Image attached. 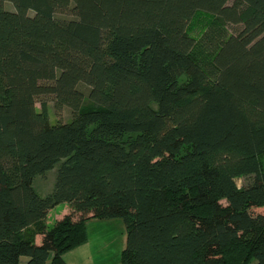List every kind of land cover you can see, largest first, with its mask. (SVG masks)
<instances>
[{"label": "trees", "instance_id": "trees-1", "mask_svg": "<svg viewBox=\"0 0 264 264\" xmlns=\"http://www.w3.org/2000/svg\"><path fill=\"white\" fill-rule=\"evenodd\" d=\"M4 2L0 264H65L87 222L114 219L121 264H264V0ZM197 12L217 26L209 69ZM48 101L69 121L50 124ZM58 163L39 197L34 177Z\"/></svg>", "mask_w": 264, "mask_h": 264}, {"label": "rangeland", "instance_id": "rangeland-1", "mask_svg": "<svg viewBox=\"0 0 264 264\" xmlns=\"http://www.w3.org/2000/svg\"><path fill=\"white\" fill-rule=\"evenodd\" d=\"M0 8L13 11L10 3H0ZM58 18L71 19L69 14H58ZM213 19L210 15L204 12H197L188 28L189 34L195 39L197 45L194 54L197 59L203 64L205 69H209L211 65L213 50L208 49V42L204 40L205 34L209 33L217 26H213ZM227 34L229 31L225 29ZM230 30V29H229ZM183 81V78H182ZM37 111L40 110L39 104L35 105ZM48 115L50 124L56 122L69 121V110L64 109L61 112H55L53 103L48 101ZM125 137L124 140H126ZM261 168L264 171V153L260 155ZM61 163H58L54 168L43 174L34 177L32 184L36 194L41 197H47L53 191L57 170ZM252 181V176H242L237 179L239 188L247 186ZM223 205L224 201L221 202ZM61 206V205H59ZM56 208V207H55ZM56 210V209H55ZM58 211H52L47 219L48 227H52L53 220L58 217ZM254 215H264V208L253 209ZM87 241L86 243L74 251L72 263L74 264H121L122 253L126 244V228L122 220L114 219L109 221H89L86 224ZM27 259L23 258L22 262ZM69 261L70 259H66Z\"/></svg>", "mask_w": 264, "mask_h": 264}, {"label": "crops", "instance_id": "crops-1", "mask_svg": "<svg viewBox=\"0 0 264 264\" xmlns=\"http://www.w3.org/2000/svg\"><path fill=\"white\" fill-rule=\"evenodd\" d=\"M52 211H58V213H57L58 214V217L53 220L54 223L57 222V221H60L63 217H65L66 215H68V214L71 213V209L66 204H62L61 206L58 205L56 208H54L53 210H51L49 212V214L47 216V219L51 215ZM35 243H37V244L40 243V237L39 236H37L35 238ZM71 255H74V251H71V252L67 253L64 256V262H65V264H74V263L71 262L72 261V258H71L72 256ZM66 259H70V260L67 261Z\"/></svg>", "mask_w": 264, "mask_h": 264}]
</instances>
